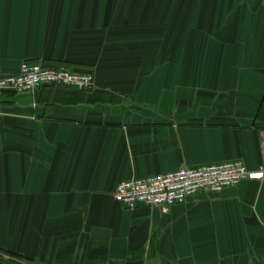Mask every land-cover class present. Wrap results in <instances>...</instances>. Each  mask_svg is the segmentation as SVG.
Segmentation results:
<instances>
[{
    "label": "crops",
    "instance_id": "0c3cea01",
    "mask_svg": "<svg viewBox=\"0 0 264 264\" xmlns=\"http://www.w3.org/2000/svg\"><path fill=\"white\" fill-rule=\"evenodd\" d=\"M23 62L94 86L0 93V264H264V179L165 208L112 196L264 164V0H0V75Z\"/></svg>",
    "mask_w": 264,
    "mask_h": 264
},
{
    "label": "built area",
    "instance_id": "2783aa9c",
    "mask_svg": "<svg viewBox=\"0 0 264 264\" xmlns=\"http://www.w3.org/2000/svg\"><path fill=\"white\" fill-rule=\"evenodd\" d=\"M46 85L90 91L94 86V79L91 74L35 62L21 63L16 74L0 75V93L28 92ZM263 179L264 164L250 170L242 161L233 160L203 167H182L163 174L124 180L116 185L112 196L129 210L139 203L165 208L183 202L199 191L218 193L245 180Z\"/></svg>",
    "mask_w": 264,
    "mask_h": 264
},
{
    "label": "trees",
    "instance_id": "16d2710c",
    "mask_svg": "<svg viewBox=\"0 0 264 264\" xmlns=\"http://www.w3.org/2000/svg\"><path fill=\"white\" fill-rule=\"evenodd\" d=\"M7 255H8L11 259H14V260H20V258L17 257L16 255L9 254V253H7Z\"/></svg>",
    "mask_w": 264,
    "mask_h": 264
}]
</instances>
